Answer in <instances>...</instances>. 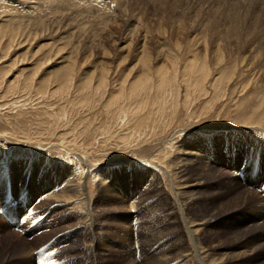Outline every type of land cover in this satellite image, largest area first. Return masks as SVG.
Here are the masks:
<instances>
[{
  "label": "rangeland",
  "instance_id": "obj_1",
  "mask_svg": "<svg viewBox=\"0 0 264 264\" xmlns=\"http://www.w3.org/2000/svg\"><path fill=\"white\" fill-rule=\"evenodd\" d=\"M0 167V264H264V0H0Z\"/></svg>",
  "mask_w": 264,
  "mask_h": 264
},
{
  "label": "bare ground",
  "instance_id": "obj_2",
  "mask_svg": "<svg viewBox=\"0 0 264 264\" xmlns=\"http://www.w3.org/2000/svg\"><path fill=\"white\" fill-rule=\"evenodd\" d=\"M135 29L136 28H134V30ZM173 64H176V62H174ZM195 169L196 168L192 167L190 165V163H187V162H185L183 160L181 161L180 165L177 166L176 174L179 177L180 181L182 182V186L180 187V190H179V196H180V199L184 200L183 201V205L184 206L187 205V203H186L187 201L186 200H188V198H189V201H190V199H191L190 197H192V194H196L197 192H200L201 188H205V186H202L203 182L200 181V177H201L202 171L198 172V174H195V173L193 174L192 172ZM193 177H195V178H193ZM70 180L72 182V179H70ZM66 184H67L66 188L70 187L72 185L71 183L69 184L67 182H66ZM69 190H68L69 192H71V191L74 192L76 190V188L75 187L69 188ZM240 191L241 192H237L238 194H237V198L236 199L239 200L240 202H242L243 204H245L247 202L248 198L252 194H254V193H251V191H249V190H244L243 191V189H242ZM189 192L191 193V196L186 197ZM195 197H196V195H195ZM192 201L193 200H191V202ZM194 203H196L197 205L199 204L198 198L195 199ZM259 208L261 210L260 216L264 217V204L263 203L259 204ZM197 215L198 216L196 217V222L194 221L195 223H191L192 225L186 223L187 224L186 229L190 232L192 239L196 243V251H195L196 253H184V251H186V248L181 245L179 247V249H181L180 250L181 253L177 252V254L190 256L194 260L198 261V264H222L223 263L222 260L217 261L216 258H213L211 256L213 253L211 251V247L210 246L207 249H204V247L201 245V242H200L201 240H200V235H199V230L202 229V226H207V227L212 226L211 223L213 221H215L214 218H216V216H217L215 208L213 207L210 210H207L206 215L204 213V209L197 210ZM174 220H175V218H174ZM186 222H187V220H186ZM209 223H210V225H209ZM180 243H182V238L180 240ZM213 248H214V246H213ZM163 254L164 253H161V256L155 257V258L153 257L154 256L153 255L152 258H150L149 261L145 262L144 264H159V263H161L163 261L168 262V260L170 259L169 256H170L171 253H169V255H166V257H164L165 254L164 255ZM178 257H180V256H178Z\"/></svg>",
  "mask_w": 264,
  "mask_h": 264
},
{
  "label": "snow or ice",
  "instance_id": "obj_3",
  "mask_svg": "<svg viewBox=\"0 0 264 264\" xmlns=\"http://www.w3.org/2000/svg\"><path fill=\"white\" fill-rule=\"evenodd\" d=\"M0 174H2V167H0Z\"/></svg>",
  "mask_w": 264,
  "mask_h": 264
}]
</instances>
